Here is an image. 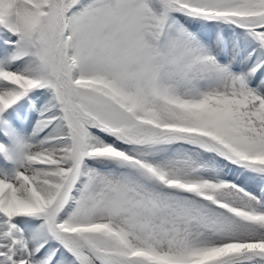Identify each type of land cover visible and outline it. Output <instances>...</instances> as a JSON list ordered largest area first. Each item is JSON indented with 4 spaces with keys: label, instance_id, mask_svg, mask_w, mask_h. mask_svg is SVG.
Segmentation results:
<instances>
[{
    "label": "snow or ice",
    "instance_id": "6c2138e0",
    "mask_svg": "<svg viewBox=\"0 0 264 264\" xmlns=\"http://www.w3.org/2000/svg\"><path fill=\"white\" fill-rule=\"evenodd\" d=\"M0 264H264V0H0Z\"/></svg>",
    "mask_w": 264,
    "mask_h": 264
}]
</instances>
